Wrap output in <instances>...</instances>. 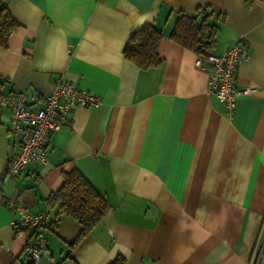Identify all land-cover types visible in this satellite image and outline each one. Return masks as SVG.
<instances>
[{"label": "crops", "instance_id": "obj_1", "mask_svg": "<svg viewBox=\"0 0 264 264\" xmlns=\"http://www.w3.org/2000/svg\"><path fill=\"white\" fill-rule=\"evenodd\" d=\"M19 23L0 46V92L44 105L55 79L101 97L77 105L49 135L47 163L2 182L21 135L0 106V264H23L28 242L11 226L6 199L47 210L49 256L37 264H264V0H4ZM209 7L219 53L240 43L232 115L207 92L198 54L171 40L180 12ZM217 13L220 16H217ZM145 22L163 37L161 63L142 69L123 47ZM79 171L110 208L77 239L80 224L54 222L47 197ZM71 244V245H70Z\"/></svg>", "mask_w": 264, "mask_h": 264}, {"label": "built area", "instance_id": "obj_2", "mask_svg": "<svg viewBox=\"0 0 264 264\" xmlns=\"http://www.w3.org/2000/svg\"><path fill=\"white\" fill-rule=\"evenodd\" d=\"M247 56L243 44L235 43L219 53L209 52L198 55L196 63L208 71L207 92L213 94L233 114L235 100L249 92L247 87H238L235 81L236 69ZM101 103V97L62 78L55 79L52 90L45 96L44 105L31 108L26 94L19 92H0V106L9 109L11 124L9 132L21 135L18 150L9 159L2 182L19 174L27 164H46L45 147L49 135L57 131L68 120V114L77 105L94 107ZM6 206L14 214L11 226L15 233H24L28 242L21 253L23 264H37L49 256L47 244V210L29 211L21 194L15 193L6 199ZM255 251L247 264H253Z\"/></svg>", "mask_w": 264, "mask_h": 264}, {"label": "trees", "instance_id": "obj_3", "mask_svg": "<svg viewBox=\"0 0 264 264\" xmlns=\"http://www.w3.org/2000/svg\"><path fill=\"white\" fill-rule=\"evenodd\" d=\"M217 16L220 14L217 13ZM210 17L209 7H198L192 16L180 12L169 37L198 55L205 56L215 47L217 25L210 21ZM19 26L4 0H0V46L6 45L10 34ZM162 37V32L152 23H143L124 44L125 59L142 69L159 65L162 59L158 54V45ZM46 201L49 207H56L54 222L61 216H66L80 224L81 230L77 239L87 234L110 208L106 198L76 170L64 175L61 186ZM68 262L77 264L72 260ZM109 264H124V258L117 256Z\"/></svg>", "mask_w": 264, "mask_h": 264}]
</instances>
